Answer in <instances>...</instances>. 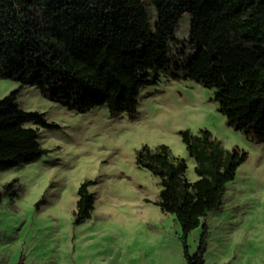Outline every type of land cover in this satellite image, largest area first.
Masks as SVG:
<instances>
[{
  "label": "trees",
  "instance_id": "trees-1",
  "mask_svg": "<svg viewBox=\"0 0 264 264\" xmlns=\"http://www.w3.org/2000/svg\"><path fill=\"white\" fill-rule=\"evenodd\" d=\"M152 1L154 23L144 0H0V78L35 85L70 110L106 107L112 117L130 118L138 113L142 89L161 75L189 79L215 89L229 126L264 142V0ZM184 14L192 17L195 50L188 60L170 46ZM18 94L0 100V171L48 154L40 128L56 126L44 113L22 109ZM179 133L195 159L197 180L187 178L186 159L166 144L144 145L136 163L159 179L154 204L181 226L186 263L207 264V220L223 206L228 184L249 155L224 149L208 129ZM93 184L87 179L78 189L75 226L92 217ZM19 190L18 180L3 186L12 198ZM199 227L191 253L188 238Z\"/></svg>",
  "mask_w": 264,
  "mask_h": 264
},
{
  "label": "rangeland",
  "instance_id": "rangeland-1",
  "mask_svg": "<svg viewBox=\"0 0 264 264\" xmlns=\"http://www.w3.org/2000/svg\"><path fill=\"white\" fill-rule=\"evenodd\" d=\"M144 3L154 23L153 1ZM191 21L184 14L170 41L185 60L195 51ZM17 89L22 109L44 113L56 126L40 128L48 154L0 171V264H187L181 226L154 204L159 179L136 163L144 145L166 144L186 159L187 178L197 180L195 159L179 133L184 129H208L224 149L238 147L249 155L228 184L223 206L207 220V264H264V142L227 124L215 89L161 75L158 84L142 89L134 118L112 117L106 107L70 110L35 85L0 78V100ZM87 179L95 181V209L75 226L78 189ZM14 180L20 187L16 198L3 191ZM201 233L199 227L189 235L191 253Z\"/></svg>",
  "mask_w": 264,
  "mask_h": 264
}]
</instances>
